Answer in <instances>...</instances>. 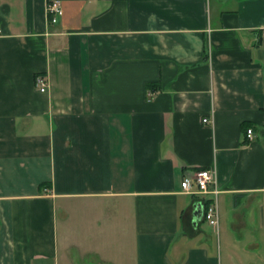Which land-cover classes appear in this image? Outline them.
Returning <instances> with one entry per match:
<instances>
[{
  "label": "crops",
  "instance_id": "obj_1",
  "mask_svg": "<svg viewBox=\"0 0 264 264\" xmlns=\"http://www.w3.org/2000/svg\"><path fill=\"white\" fill-rule=\"evenodd\" d=\"M49 1L0 0V264H264V0Z\"/></svg>",
  "mask_w": 264,
  "mask_h": 264
},
{
  "label": "built area",
  "instance_id": "obj_2",
  "mask_svg": "<svg viewBox=\"0 0 264 264\" xmlns=\"http://www.w3.org/2000/svg\"><path fill=\"white\" fill-rule=\"evenodd\" d=\"M47 16L50 22H56L57 18L62 15V8L58 0H50L47 3ZM262 42L264 43V29L262 31ZM35 88L44 92L47 88V80L42 74H37L34 79ZM202 122L208 124L212 122L210 116L203 117ZM253 130L251 127L246 129L245 137L251 138ZM216 172L214 168H201L198 167L191 174H184L180 180L182 192L189 194L201 195L203 198V220L214 230L216 233L219 231V209L217 208V198L219 187L215 179Z\"/></svg>",
  "mask_w": 264,
  "mask_h": 264
}]
</instances>
